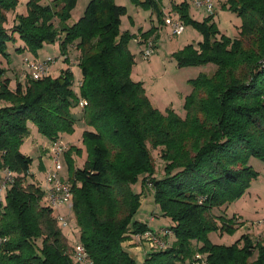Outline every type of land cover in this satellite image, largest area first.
I'll list each match as a JSON object with an SVG mask.
<instances>
[{
  "label": "trees",
  "instance_id": "trees-1",
  "mask_svg": "<svg viewBox=\"0 0 264 264\" xmlns=\"http://www.w3.org/2000/svg\"><path fill=\"white\" fill-rule=\"evenodd\" d=\"M131 1L151 9L161 22L159 0ZM76 3L29 0L20 15L19 0H0V55L7 57V45L16 39L22 43L16 51L34 56L43 45L57 43L65 63L69 49L78 53L79 69L77 83L67 67L57 77H28L13 89L0 69V169L15 174L0 199V264H77L75 245L46 204L42 182L29 177L32 160L20 151L29 122L49 143L72 133L73 109L90 128L81 137L88 156L74 169L69 147L68 178H60L71 187L78 243L92 264H135L122 243L151 232L133 220L140 204L130 187L139 179L152 187L154 204L172 223L166 231L173 235L170 246L153 249L143 264H180L195 253L207 264H264V237L253 242L243 234L229 246L208 237L234 233L235 216L214 211L242 197L257 177L250 158L264 161V0H228L241 18L234 39L219 34L212 13L199 23L188 16L187 2L172 5L183 27L202 36L197 46L174 53L177 66H216L212 77L200 74L190 81L184 119L173 110L160 113L141 83L131 79L129 42L135 35L120 30L126 9L113 0H90L82 17L67 26ZM154 33V28L140 33L138 44ZM79 99L86 101L82 109ZM157 149L164 163L160 179L150 154Z\"/></svg>",
  "mask_w": 264,
  "mask_h": 264
},
{
  "label": "rangeland",
  "instance_id": "rangeland-1",
  "mask_svg": "<svg viewBox=\"0 0 264 264\" xmlns=\"http://www.w3.org/2000/svg\"><path fill=\"white\" fill-rule=\"evenodd\" d=\"M29 0H19L16 13L25 15L26 2ZM90 0H78L75 8L71 11L70 17L66 22L67 26L76 23L83 15L86 5ZM142 1V0H140ZM175 1L177 4L187 2L188 16L199 23H202L208 16L205 8H196L192 0H159L161 8L170 7L167 13L172 12V6ZM43 4H51V0H41ZM116 5L122 6L126 9V15L122 18L120 30L127 31L135 38L129 42V50L134 55V66L131 72V79L134 82L141 83L145 94L148 97L151 105L160 113L165 114L167 110L173 112L181 119L185 118L184 101L191 92L190 81L197 78L200 74L212 77L216 71L214 64H206L204 66L196 67H182L177 66V62L173 55L186 45L197 46L202 41V36L191 26H184V31L178 36H172V25L167 24L165 28L159 31L158 35H151L147 40L151 39L155 43V54L150 60H145L142 51L145 49L144 45H139L136 39L141 36L138 33L141 31L145 33L152 27L148 20L152 10L137 5L131 0H113ZM212 5V22L216 26L220 35L229 39H234L238 36L239 27L241 25V18L230 9L228 0H209ZM135 18L136 27L131 24V19ZM12 17H9V23L6 28L10 29L12 24ZM157 22V21H156ZM158 23V22H157ZM55 27L58 26V21L54 22ZM21 42L16 39L14 43L7 45V57L0 55V69L5 70V77L11 81V89L16 82L23 83L27 78V64L35 60H45L46 58H53L54 63L49 67L48 75L57 77L61 69L69 67L73 74V81H79V69L76 65L77 55L74 49L68 51V58L72 64L63 61L64 56H61L57 43L45 44L37 51V56L24 51L18 52L16 48L21 46ZM70 63V62H69ZM79 111V110H78ZM77 110H72V116L75 120L74 131L72 133L63 134L62 141L69 147H73L71 151L72 164L74 169L81 168L87 161L88 150L87 146L82 142V133L85 130H90L82 119ZM29 130L28 136L23 140L20 151L28 156L32 163L29 169V177L33 176L38 182H43L44 171H42V163L47 165V170L50 167V158L44 154L46 147L49 144L44 137H42L36 130L32 123H27ZM78 150L79 153H76ZM160 149L150 150L153 165L155 168V177L157 179L164 177V163L160 159ZM46 157H45V156ZM60 163L63 168L61 175L67 177V163L65 156L62 155ZM248 165L256 172L257 177L250 183L248 190L242 197L225 204L221 209L215 210L214 213L222 215L227 219L235 216L241 222L235 224V231L229 233H210L209 240L211 243L220 246H229L234 243L241 235L247 234L253 242L262 240L264 237V161L250 158ZM133 193L139 195V207L133 218L147 225V228L156 237L162 239L166 246H170L173 242V235L167 234L168 229L172 223L169 219L162 217L161 212L154 204L153 189L149 185H143L139 179L131 185ZM5 194L0 196L4 200ZM64 214L65 220L68 224L67 228L62 229L63 235L68 239L70 244L76 245L78 243V232L75 226L73 216L63 211H58ZM236 223V221L234 222ZM243 223V224H241ZM122 247L134 260L135 264H143L145 256L156 249L150 242L146 240L140 241L131 236L122 243ZM188 261V260H187Z\"/></svg>",
  "mask_w": 264,
  "mask_h": 264
},
{
  "label": "built area",
  "instance_id": "built-area-1",
  "mask_svg": "<svg viewBox=\"0 0 264 264\" xmlns=\"http://www.w3.org/2000/svg\"><path fill=\"white\" fill-rule=\"evenodd\" d=\"M193 5L196 8H205L208 14L212 13V5L209 0H192ZM172 25V36H178L184 31V27L179 20L170 21ZM136 41L142 42L141 36L136 39ZM144 50L142 55L145 60H150V58L155 54V43L149 39L144 41ZM67 57H64V59ZM53 58H46L45 60H35L28 62L27 64V74L31 80H39L44 76L48 75L49 67L54 63ZM70 62V63H69ZM68 64H72V61L68 58ZM74 86V85H73ZM86 106V101L83 99L78 100V107L83 108ZM69 149V146L65 144L62 140H57L51 142L45 149V152L49 156L50 167L46 170L41 184L42 189L45 192V201L48 206H50L55 212V220L57 224L63 229L67 228L68 224L65 217L61 215L58 211L64 210L68 217L71 214L72 208V192L69 183L60 178V172L62 171V166L60 163V158ZM15 174L6 168L0 169V196L5 194L13 184ZM170 234V232H167ZM135 239L140 241L146 240L150 242L156 249H163L166 244L162 239L153 235L152 232H146L142 236H135ZM73 260L77 264H92L89 257L84 249V247L77 243L74 247ZM180 264H207L205 256L200 253H195L191 259Z\"/></svg>",
  "mask_w": 264,
  "mask_h": 264
},
{
  "label": "crops",
  "instance_id": "crops-1",
  "mask_svg": "<svg viewBox=\"0 0 264 264\" xmlns=\"http://www.w3.org/2000/svg\"><path fill=\"white\" fill-rule=\"evenodd\" d=\"M77 2H78V0H77ZM172 3H174V4H177L175 1H172ZM77 4V3H76ZM172 6V5H171ZM168 10H170V7H167V8H161V11H162V18L160 19L161 20V22L160 23H157L156 21H158L157 20V18L155 17V15H154V13L152 12V14H150V17H149V21H150V26H149V28L150 27H152V28H154L155 29V34L154 35H158V33H159V31H161L163 28H165L166 26H167V24H169L170 23V21H177V20H179V18H178V15L176 14V13H174V12H169V13H167L168 12ZM209 15V14H208ZM123 18V17H122ZM122 18H121V21H122ZM131 19V24L134 26L133 28H135L137 25H136V20H135V18H130ZM122 23V22H121ZM145 29H146V26L144 27ZM144 29V30H145ZM139 32L140 33H142V31H144V30H142L141 31V28H139ZM123 31V30H122ZM138 32V33H139ZM46 152H44V154H45ZM47 154V153H46ZM45 154V155H46ZM44 155V156H45ZM46 157V156H45ZM47 165H44L43 163H42V171H44V173L46 172V170H47ZM62 170H63V168H62ZM62 172V171H61ZM61 172H60V175H61ZM64 179H66V177H65V175H61ZM68 176V175H67ZM60 211H63L64 213H66L64 210H60ZM61 214V213H60ZM61 215H63L64 216V214H61ZM221 215V214H220ZM237 222H241L240 221V219H237ZM241 224H243V223H241Z\"/></svg>",
  "mask_w": 264,
  "mask_h": 264
}]
</instances>
